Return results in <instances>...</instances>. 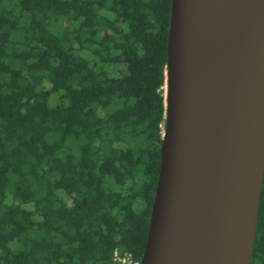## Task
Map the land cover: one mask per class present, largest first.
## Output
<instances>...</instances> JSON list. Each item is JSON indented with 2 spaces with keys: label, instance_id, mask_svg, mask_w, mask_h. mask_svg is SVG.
I'll use <instances>...</instances> for the list:
<instances>
[{
  "label": "trees",
  "instance_id": "trees-1",
  "mask_svg": "<svg viewBox=\"0 0 264 264\" xmlns=\"http://www.w3.org/2000/svg\"><path fill=\"white\" fill-rule=\"evenodd\" d=\"M169 17L170 0H0V264L139 261Z\"/></svg>",
  "mask_w": 264,
  "mask_h": 264
},
{
  "label": "water",
  "instance_id": "water-1",
  "mask_svg": "<svg viewBox=\"0 0 264 264\" xmlns=\"http://www.w3.org/2000/svg\"><path fill=\"white\" fill-rule=\"evenodd\" d=\"M165 66L138 264H250L264 171V0H170Z\"/></svg>",
  "mask_w": 264,
  "mask_h": 264
},
{
  "label": "rangeland",
  "instance_id": "rangeland-1",
  "mask_svg": "<svg viewBox=\"0 0 264 264\" xmlns=\"http://www.w3.org/2000/svg\"><path fill=\"white\" fill-rule=\"evenodd\" d=\"M166 84L164 83L163 85V90H165ZM121 261L124 262L125 264H133V261L127 258H121Z\"/></svg>",
  "mask_w": 264,
  "mask_h": 264
},
{
  "label": "built area",
  "instance_id": "built-area-1",
  "mask_svg": "<svg viewBox=\"0 0 264 264\" xmlns=\"http://www.w3.org/2000/svg\"><path fill=\"white\" fill-rule=\"evenodd\" d=\"M117 259L120 261L121 259L119 257H117ZM133 264H138V262L133 261Z\"/></svg>",
  "mask_w": 264,
  "mask_h": 264
}]
</instances>
